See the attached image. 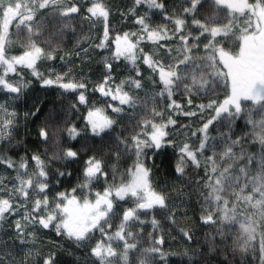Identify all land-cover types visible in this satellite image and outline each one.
I'll return each instance as SVG.
<instances>
[{"label":"snow or ice","instance_id":"6c2138e0","mask_svg":"<svg viewBox=\"0 0 264 264\" xmlns=\"http://www.w3.org/2000/svg\"><path fill=\"white\" fill-rule=\"evenodd\" d=\"M77 20L96 36L66 49ZM36 86L55 102L21 115ZM0 95V264H62L48 232L83 264H211L200 228L223 264H264V0H0ZM165 155L187 200L154 181Z\"/></svg>","mask_w":264,"mask_h":264},{"label":"trees","instance_id":"16d2710c","mask_svg":"<svg viewBox=\"0 0 264 264\" xmlns=\"http://www.w3.org/2000/svg\"><path fill=\"white\" fill-rule=\"evenodd\" d=\"M73 26L76 28L75 34H72L70 32L69 35L65 38L64 42L61 45L62 47L66 48V49H72L76 45L77 41H79L81 44H83V46H86L88 44L89 38H91V31L89 30V27L87 25L81 26L79 22H75ZM98 59H99V57L96 56L95 60L97 61ZM92 60H94V58ZM93 63H92V61L90 64L87 62L84 65V69L89 70V67H91L93 70H95L96 66ZM56 95L57 94L55 91L39 90L38 97L45 100L41 115H43V113L46 112L51 107L53 102H55ZM221 98H223V97H221ZM177 100H178V102H180L179 97H177ZM31 101L32 100L29 99V102L27 101V103H32ZM67 102L68 101H65V103H67ZM196 102L200 103L199 100H197ZM23 109H24V107H23ZM73 119H75V117H73ZM181 123H189V121L182 120ZM243 123H244L243 120H240L237 122V124L240 126H242ZM28 127L34 128L35 124L29 123ZM236 131L239 134V127H237ZM25 132H26V129L24 127H22L21 137H25ZM212 134L213 135L216 134L215 129H213ZM27 137L30 138L29 140L34 143V136L28 135ZM14 143H15V141H14ZM29 143L30 142H28V145H30ZM33 143H32V145H33ZM40 147L43 148V145H41ZM175 159H176V157L171 156V155H165V156L158 157V159H157L158 167L156 170V175L154 176V181L158 180L161 183V186H163V182L165 180H168L170 183L174 182L175 187H176V192L174 193V195H180V196H182L183 199L187 200L188 192L190 191V189L188 187H186L182 182L177 181L173 175V171H174L173 164H174ZM125 167H126V165H125ZM185 178H194V170L190 168L188 170V172L185 174ZM72 183L73 184L76 183L75 179H73ZM181 188L184 189L183 193L179 192V190ZM60 190H63V186L61 187ZM169 190H170L169 188L165 189V191H169ZM195 200H196V197L193 195V197H192L193 204L191 205L189 213H188L189 217L192 216V208H198L199 207V205L195 204ZM178 219H182V218L178 217ZM147 231L151 232L152 231L151 227H149L147 229ZM211 231L212 230L209 228H200L197 235H196V240H198L199 243H191V248L198 250L201 247H203L204 254L211 261V264H223L224 256L222 253L209 254V252H208V246L205 243V234L210 233ZM146 236H147V232L145 233V237ZM48 237H50V236H48ZM173 239L175 240V242H173ZM168 241H169V245H166L165 249H164L166 252H169V251L175 252L177 249H180L182 251L184 248L189 247V245L185 244V242L183 240H181L178 236L175 238L174 237H168ZM64 242H66V240H64ZM68 242L70 245V250H67L64 248V251H62L60 254V260H61L62 264H82L81 261L83 260L84 257L82 255L78 254V250H80V248L73 246L72 245L73 243L71 241H68ZM45 250H47V249H45ZM171 259L174 262H176V261H179L181 259V257L173 255L171 257ZM184 259H187V258L184 257ZM241 259H242V257H240V256L236 257L237 262H239ZM247 260H248V262H250V264H260L258 256L255 259V261H252V256H251V254H249Z\"/></svg>","mask_w":264,"mask_h":264},{"label":"flooded vegetation","instance_id":"af4514ba","mask_svg":"<svg viewBox=\"0 0 264 264\" xmlns=\"http://www.w3.org/2000/svg\"><path fill=\"white\" fill-rule=\"evenodd\" d=\"M111 2H112L113 4H116V5H121V4H124V3H128V2H130V0H111ZM141 11H144V9H142ZM76 22H79V21L77 20ZM155 22H156V23H160L161 21H160L159 18L157 17L156 20H155ZM92 35H93V31H91V38H92ZM88 44H89V43H88ZM88 44H87L86 46H84V47H87ZM62 54H63V53H62ZM94 57H96V56L94 55ZM97 57H98V56H97ZM98 60H99V59H98ZM70 67H71V66H70ZM120 67L122 68L123 65L121 64ZM41 70H43V66H42ZM84 71L87 72L88 70L84 69ZM39 90H41V89L39 88V86H36V88H34L32 91H30V92L27 94V96L22 97V98L17 102V104H18V108H19V111H20L21 115L23 114L24 111H26V110H28V109L31 108L33 101L38 97V92H39ZM28 98L32 100V101H31L32 103H27V101L29 102V99H28ZM23 107H24V109H23ZM21 123H23V121H21ZM21 134H22V127L19 129L18 133L16 134V137H15V140H16V141H19V140H23V139H25V137H21ZM26 139H27V147H28L29 149H34V146H35L34 143H33L32 141L29 140L30 138L26 137ZM28 142H30L29 144H30L31 146L28 145ZM32 143H33V145H32ZM23 151H24L23 146H20V147H19V151L16 153V155H17V156H19V155H23ZM48 234H49V236H50L49 239H50L51 237H52L53 239H56L58 242H60V243L63 244V248H65V249H67V250H70V245H69V242L67 241V239H64V240H66V242H64V240L61 241L59 238L55 237V235H54L53 232H48ZM72 245H73V246H76L75 244H72ZM76 247H77V246H76ZM78 254H79V255H82V256L84 257V252H83L82 249L78 250ZM83 260H84V258H83ZM83 260L81 261L82 264H83Z\"/></svg>","mask_w":264,"mask_h":264},{"label":"rangeland","instance_id":"374dc122","mask_svg":"<svg viewBox=\"0 0 264 264\" xmlns=\"http://www.w3.org/2000/svg\"><path fill=\"white\" fill-rule=\"evenodd\" d=\"M96 36V33H95V31H93V35H92V38H94ZM94 46V45H93ZM87 47H89V44H88V46ZM86 47V48H87ZM81 55H83V53H81ZM93 58H94V60H92V63L96 66V60H95V57L93 56ZM81 62L79 61V60H76V59H73V61H72V65H79ZM87 63V62H86ZM85 63V64H86ZM72 65H68L69 67L70 66H72ZM59 66H60V61L59 60H57V62H56V68L57 69H59ZM4 100H5V97L3 96V95H0V103H2V102H4ZM49 234L48 233H46V234H44L43 236H42V239H43V241L45 242V244L48 242V240H49ZM52 238V237H51ZM5 239H6V237H5ZM53 239V238H52Z\"/></svg>","mask_w":264,"mask_h":264}]
</instances>
